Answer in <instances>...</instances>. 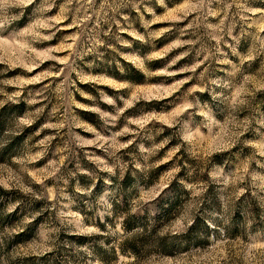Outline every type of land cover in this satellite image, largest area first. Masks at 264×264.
<instances>
[{
	"label": "clouds",
	"instance_id": "clouds-1",
	"mask_svg": "<svg viewBox=\"0 0 264 264\" xmlns=\"http://www.w3.org/2000/svg\"><path fill=\"white\" fill-rule=\"evenodd\" d=\"M155 2L168 9L166 0ZM53 3L0 0V64L29 72L37 68L43 57L36 55L33 46L51 41L60 21L71 12L72 23L67 26H79L84 32L94 0H64L56 16L48 14ZM147 11L155 19L143 22L146 29L159 20L183 26L175 38L169 37L170 43L147 56L119 53L128 62L115 61L120 77L133 70L148 77H174L173 65L194 52L195 63L179 72L196 73L195 84L181 91L193 79L189 75L171 86L149 89L106 74L78 72L81 83L108 86L113 95L99 91L97 100L80 92L92 104L70 100L63 113L59 105L47 111L41 93L29 99L28 104L35 107L9 121L0 136V154L9 150L13 138L45 122L27 137L20 154L11 156L13 167L0 164V188L18 189L31 201L47 203L41 208L30 202L14 227L0 231V264L26 260L44 264L46 259L47 264H104L100 252L113 249L114 264H264V0H182L163 16H156L152 8ZM172 31L164 28L147 36L154 40ZM130 34L149 42L134 30ZM69 39L75 43L77 36L65 38L64 47L71 50ZM101 43L94 40L87 51ZM57 50L61 49L48 51ZM173 52L177 54L157 72L147 67L148 61ZM61 63L64 72L70 61L65 57ZM46 75L59 73L22 83H38ZM63 90L62 83L56 95ZM4 96L0 108L7 100L17 102L21 93ZM70 104L96 114L99 127L72 115ZM129 110L138 114L130 115ZM45 129L53 134L34 140ZM57 137L64 140L63 147L55 148L59 160L38 173L56 186L50 188L41 181V191H34L19 175L29 173V165L44 157ZM78 152L89 166H81L77 159L75 170L68 171ZM165 165L170 167L158 175ZM78 174L90 182L82 183ZM20 205L18 200L6 212L11 214ZM44 216L48 218L41 223ZM33 225L37 227L31 239L14 243ZM166 247L174 254H165Z\"/></svg>",
	"mask_w": 264,
	"mask_h": 264
},
{
	"label": "rangeland",
	"instance_id": "rangeland-1",
	"mask_svg": "<svg viewBox=\"0 0 264 264\" xmlns=\"http://www.w3.org/2000/svg\"><path fill=\"white\" fill-rule=\"evenodd\" d=\"M63 2L64 0H54L53 7L48 14L52 16L58 15L60 12V5ZM166 3L168 5L167 10H171L179 6L182 3V0H166ZM117 4L119 5L118 7H116ZM78 6L79 5H77V7ZM114 7L115 11L113 10ZM148 8H152L156 16H163L167 11L165 8L156 4L155 0H124L123 3H120V0H108L107 4L104 3V0H94L92 8L88 9V14L91 19L86 22V27L82 34L79 31V26H67L72 23V15L74 12H71L67 20L60 21L58 30L55 32V36L51 41H45L33 46L36 49V55L43 57L42 62L37 68H34L29 72L23 67L9 68L7 65L0 64V90H2L0 91V99H5V93L8 95H12L18 91L21 93V96L17 98V102L7 100L5 106L0 108V136L7 131L9 121L13 117L23 116L26 112L35 107L29 105L28 100L36 97L37 93H41V95L46 98L43 103L46 104L47 111H51L53 107L59 105L61 113H63L65 107L68 106L66 105V102H69L70 100H75L81 104H92V101L81 96L80 92H87L97 97V100H99V91H104L109 95H113V90L108 86L81 83L77 76L78 72L84 74L91 73L93 75L106 74L113 78L124 79L136 86L149 89L152 86L158 85L171 86L176 81L184 79L185 76L189 75L193 76V79L183 85L181 91H186L188 87L195 84L196 73L179 72V69L195 63L196 57L194 52L190 53L189 57L178 61L176 65H173L170 70L177 72V75L174 77H148L144 73L136 70L130 71L125 77H120L119 72L115 68V61L119 60L122 64H127L128 62L124 61L119 53L147 56L152 51L159 50L166 44L170 43L171 41L169 37L175 38V36L179 34V28L183 26L182 24L175 25L168 20H159L156 23L151 24L150 29H146L143 22L155 19L153 14L147 11ZM29 11H31V9ZM125 17H127V19H125ZM26 20L27 17L25 18V21ZM25 21H21L20 24L23 25ZM117 21L119 22L118 24ZM121 28L125 29V31H120ZM164 28H172L173 31L165 33L163 37L154 40H150L147 36L149 31H157ZM133 30L140 35H144L149 42L146 43L131 35L130 33ZM74 35L77 36V41L73 43L71 39L68 40V43L72 44V49L69 50L64 47L65 38H71ZM94 40H101L103 43L96 44L94 51H87V49L93 47ZM109 45H111V47H108ZM113 48L116 49V52H113ZM49 49L61 50L49 53ZM241 50H244L243 45L241 46ZM13 51H15V49H13ZM19 54L23 57L24 52L22 48H20ZM176 54V52H173L164 59L148 61L147 67L150 71L157 72L159 69L165 67ZM49 55L56 57V59H48L47 57ZM65 57L69 59L70 64L64 72H61L60 69L65 67L64 64L61 63V60ZM90 64L93 65V67L90 68ZM72 69H75V71ZM198 71L199 69L197 72ZM45 73H59V75H46L44 79L38 83H22L25 79H30ZM5 81H11V83H5ZM62 83L64 85L63 93L61 96H57L56 88ZM41 90H43V92ZM180 94L181 93L179 92L174 93V96ZM99 106L106 110H110L107 105L103 104V102H99ZM155 107L157 110L160 108L159 105H155ZM149 110H151V108ZM70 111L72 115H75L80 120L92 124L93 126L99 127L101 123L96 114L85 109L76 108L75 104H70ZM129 114L136 115L138 113L129 110ZM44 122L45 121L43 120L37 122L32 128L27 129L25 135L13 138L9 150L0 154V164H7L9 167H13L11 156L14 154H20L18 150L23 149L24 141L40 127L41 123ZM53 122H55V120H53ZM73 130L82 136L89 135L83 129ZM62 131H65L66 133L67 129ZM50 134H53V130L45 129L41 136L34 137V140L42 139L43 136ZM66 138L67 137H65V139ZM63 143L64 140L57 137V139L52 142L53 147L45 153V156L29 165V173L22 175L18 174L21 182L26 183L27 186L32 187L33 190L37 192L41 191V181L50 188L56 186V182L51 179H43L38 173L41 170L48 169L59 160L60 157L55 154V148L63 147ZM77 159H79L81 166H89V162L83 157V153L78 152L68 164V171L75 170V161ZM181 163H187V161H181ZM169 167V165L161 166L158 170V175H162ZM78 178L82 183L90 182L89 178L83 175L78 174ZM71 183L72 181L70 180V184ZM59 184L62 186L63 181H60ZM100 187H103L102 183ZM18 200L21 201V205L17 207L15 212L8 214L6 212L7 207L11 204H15ZM30 202L39 204L41 208L47 203L46 201H31L29 198H25L18 189L8 192L3 188H0V231H3L5 228L14 227L22 218V213H24ZM47 218V216H44L43 220L40 222L42 223L44 220H47ZM133 222L134 221L132 220L129 221L130 224ZM36 227L37 225H33L28 231L17 236L14 243H24L31 239ZM70 239L77 240L80 243L84 242L83 238L72 237ZM164 252L168 255L174 254V250H169L167 247L164 249ZM100 255L104 260V264H114V249L110 253L101 251ZM22 264H33V261L26 260L23 261ZM44 264H47V259ZM55 264H59V261H56Z\"/></svg>",
	"mask_w": 264,
	"mask_h": 264
}]
</instances>
